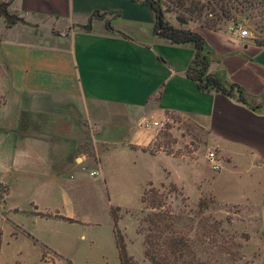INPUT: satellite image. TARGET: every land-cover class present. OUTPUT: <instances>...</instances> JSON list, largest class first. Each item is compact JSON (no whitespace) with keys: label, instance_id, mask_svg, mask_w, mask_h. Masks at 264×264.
<instances>
[{"label":"crops","instance_id":"1","mask_svg":"<svg viewBox=\"0 0 264 264\" xmlns=\"http://www.w3.org/2000/svg\"><path fill=\"white\" fill-rule=\"evenodd\" d=\"M8 9L23 23L0 34V261L3 231L39 263L78 251L62 226L81 223L71 195L96 170L99 178L86 186L102 193L108 235H90L89 244L120 264L109 209L126 207L109 195L103 160H158L156 180L142 185L184 189L185 181H203L195 162L155 144L159 128L151 123L169 115L205 131L219 162L218 171L209 169L208 193L264 214L263 45L226 29L191 30L203 40L206 74L237 85L239 102L235 93L201 91L188 79L194 47L155 36L156 13L142 0H9ZM88 21L89 30L79 29Z\"/></svg>","mask_w":264,"mask_h":264},{"label":"rangeland","instance_id":"2","mask_svg":"<svg viewBox=\"0 0 264 264\" xmlns=\"http://www.w3.org/2000/svg\"><path fill=\"white\" fill-rule=\"evenodd\" d=\"M2 1L4 0H0ZM156 1L161 6L162 20L169 25L189 30H220L226 29L231 22L241 23L249 32L250 38L264 46V0H223L229 11L227 20L221 17L219 20L215 16L219 12L214 0H182L185 5L191 2L192 5L205 7L202 16L198 18L194 15L192 20L177 8L176 0ZM175 18L185 20L187 24L177 23ZM3 27L12 26H7L0 17L2 35L6 33ZM161 124L155 142L161 148L160 151L172 157L179 154L187 156L186 160L195 162L204 177L201 184L185 181L184 189L168 181H148L142 185L148 176L157 178V174L152 172L158 166V160L141 156L135 161L131 156H126L121 162L113 158L103 160L102 167L110 182L109 195L112 200L126 207H111L109 214L112 219V211L116 219L114 238L121 239L127 264H150L144 251L147 241L145 237L151 235L152 240L168 255L171 262L169 264H264V214L259 213L254 205L224 204L215 200L207 191L210 165L205 156L213 149L206 145L205 131L188 119L174 115H169ZM160 157L161 155L158 156ZM166 161L167 166L172 169L173 162L170 159ZM85 168L82 167V172H85ZM172 170L173 179L181 182L179 173ZM98 178H85L77 195H71L75 208L80 210L78 216L81 223L62 226L78 251L62 258L46 255L47 263H39L23 247L22 242L10 240L8 232L3 231L0 264H111L109 256L100 253L101 248L96 243L89 244L90 235L104 236L102 240L105 241L107 234L108 215L104 200L101 199L102 193L86 186ZM229 188L234 191L238 187L232 183ZM149 190L156 193L161 205L159 211L164 215L165 229L161 234L149 231V225L145 222L150 214L157 212L149 202H141V198L143 195L147 197ZM4 195L5 190L0 186V214ZM27 200L24 199L25 204ZM17 251H21V254Z\"/></svg>","mask_w":264,"mask_h":264},{"label":"trees","instance_id":"3","mask_svg":"<svg viewBox=\"0 0 264 264\" xmlns=\"http://www.w3.org/2000/svg\"><path fill=\"white\" fill-rule=\"evenodd\" d=\"M142 1L147 3L154 10L156 16H157V11L160 12L159 17H160L161 26L159 30H157L155 23L153 29V33L155 36L163 40H166L172 45L191 44L194 47L195 53L193 59L191 60V63L186 70V76L188 77V79L196 83L197 87L201 91H206V92L213 91L220 94L235 93L239 102H243L242 91L237 85L235 84L223 85L216 76L206 74L207 60L202 54L204 43L201 36L189 29L178 28L169 25L168 23H165L162 20V10L160 3L158 1L156 0H142ZM222 1L223 0H214V5L219 12V14H216L215 16H217L219 20L220 17L227 20L229 19L228 7L227 5L223 4ZM176 5L177 8H179L183 14L187 15L189 20H192L193 19L192 16L194 15L200 18L202 16L203 9L205 8L204 6L198 7L196 4L192 5L191 2L188 3V5H185V3L182 0L179 1L176 0ZM141 202L142 203L149 202V204H151V208L157 211L150 214L148 219L145 220V222H147V224L149 225V231L151 232L153 231L154 233L161 234L164 231L163 229H165L163 223L165 219L163 213L159 211L161 205L159 203V200L157 199L156 193L153 190H149L147 197L146 195H143V197L141 198ZM39 215L46 216L43 214H39ZM111 216L113 219V230L115 231L116 219L112 214V211H111ZM145 238L147 241L145 242L146 249L144 251V255L150 264L171 263L168 255H165L164 249H161L160 245L156 243L154 240H152L153 235ZM115 244L118 251L120 264H127L128 259L125 255L124 246L122 244L121 239L117 237L115 240Z\"/></svg>","mask_w":264,"mask_h":264},{"label":"built area","instance_id":"4","mask_svg":"<svg viewBox=\"0 0 264 264\" xmlns=\"http://www.w3.org/2000/svg\"><path fill=\"white\" fill-rule=\"evenodd\" d=\"M226 31L233 38H235L237 40L250 38L249 32L247 31V29L245 27L242 26L241 23H236V22L229 23L228 27L226 28ZM140 126H142L144 128H148L149 124L146 120L143 119L140 122ZM151 126L160 128L162 126V124L158 123V122H153V123H151ZM205 158L210 165L211 171H218L219 170V164H218L219 162L216 158L214 151L207 152ZM88 176L89 177H96V176H98V172L97 171H90V172H88Z\"/></svg>","mask_w":264,"mask_h":264},{"label":"water","instance_id":"5","mask_svg":"<svg viewBox=\"0 0 264 264\" xmlns=\"http://www.w3.org/2000/svg\"><path fill=\"white\" fill-rule=\"evenodd\" d=\"M94 14H96V12H94ZM160 12L157 11V16H156V29L159 30L161 24H160ZM0 17L4 20V23L7 25V26H12L13 24L15 23H23V20L13 14H10L8 11H7V4L6 3H1L0 4ZM175 21L177 23H180V24H183V25H186L187 24V21L185 20H182L180 18H175ZM79 29L81 30H84V31H87L90 29V21H88L86 23V25H81L79 26Z\"/></svg>","mask_w":264,"mask_h":264},{"label":"flooded vegetation","instance_id":"6","mask_svg":"<svg viewBox=\"0 0 264 264\" xmlns=\"http://www.w3.org/2000/svg\"><path fill=\"white\" fill-rule=\"evenodd\" d=\"M1 3H6V4H7V10H9V9H8L9 0H4V1L0 2V4H1ZM8 12H9V11H8ZM9 13L12 14L11 12H9Z\"/></svg>","mask_w":264,"mask_h":264}]
</instances>
